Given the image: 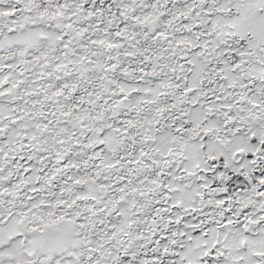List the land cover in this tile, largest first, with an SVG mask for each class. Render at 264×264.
Masks as SVG:
<instances>
[{
    "label": "snow or ice",
    "instance_id": "6c2138e0",
    "mask_svg": "<svg viewBox=\"0 0 264 264\" xmlns=\"http://www.w3.org/2000/svg\"><path fill=\"white\" fill-rule=\"evenodd\" d=\"M0 264H264V0H0Z\"/></svg>",
    "mask_w": 264,
    "mask_h": 264
}]
</instances>
